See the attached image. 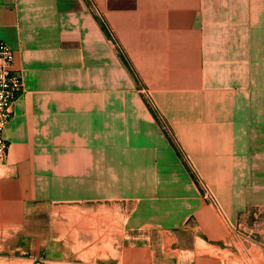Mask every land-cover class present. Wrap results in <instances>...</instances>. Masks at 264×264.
I'll return each mask as SVG.
<instances>
[{"label": "crops", "instance_id": "0c3cea01", "mask_svg": "<svg viewBox=\"0 0 264 264\" xmlns=\"http://www.w3.org/2000/svg\"><path fill=\"white\" fill-rule=\"evenodd\" d=\"M0 39L24 82L10 237L37 208L116 207L119 264H221L264 215V0H0Z\"/></svg>", "mask_w": 264, "mask_h": 264}, {"label": "rangeland", "instance_id": "374dc122", "mask_svg": "<svg viewBox=\"0 0 264 264\" xmlns=\"http://www.w3.org/2000/svg\"><path fill=\"white\" fill-rule=\"evenodd\" d=\"M87 206L37 208L28 217L27 234L17 238L0 227V264H119L121 216L116 207L90 212ZM251 222L252 228L238 233L242 241L231 244L236 253L223 251L221 264H264V215L251 214Z\"/></svg>", "mask_w": 264, "mask_h": 264}, {"label": "built area", "instance_id": "2783aa9c", "mask_svg": "<svg viewBox=\"0 0 264 264\" xmlns=\"http://www.w3.org/2000/svg\"><path fill=\"white\" fill-rule=\"evenodd\" d=\"M23 91L22 73L13 66V51L6 42L0 39V164L5 160L8 150L3 131L13 116V105ZM200 187L203 197L217 207V201L207 185L200 183Z\"/></svg>", "mask_w": 264, "mask_h": 264}]
</instances>
